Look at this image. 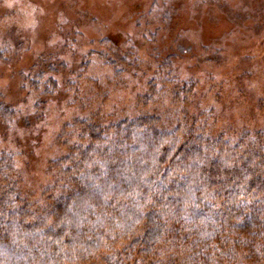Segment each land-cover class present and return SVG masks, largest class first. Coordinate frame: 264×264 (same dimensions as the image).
<instances>
[{
    "label": "rangeland",
    "instance_id": "374dc122",
    "mask_svg": "<svg viewBox=\"0 0 264 264\" xmlns=\"http://www.w3.org/2000/svg\"><path fill=\"white\" fill-rule=\"evenodd\" d=\"M146 114L264 132V0H0V154L23 195L43 201L80 123Z\"/></svg>",
    "mask_w": 264,
    "mask_h": 264
},
{
    "label": "trees",
    "instance_id": "16d2710c",
    "mask_svg": "<svg viewBox=\"0 0 264 264\" xmlns=\"http://www.w3.org/2000/svg\"><path fill=\"white\" fill-rule=\"evenodd\" d=\"M158 121L80 123L40 203L0 154V264H264V132Z\"/></svg>",
    "mask_w": 264,
    "mask_h": 264
}]
</instances>
